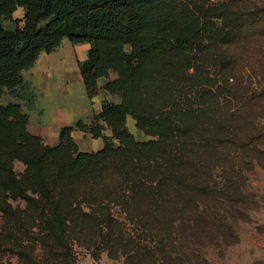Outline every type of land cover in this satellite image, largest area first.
<instances>
[{"label":"trees","instance_id":"obj_1","mask_svg":"<svg viewBox=\"0 0 264 264\" xmlns=\"http://www.w3.org/2000/svg\"><path fill=\"white\" fill-rule=\"evenodd\" d=\"M247 1L0 0V98L64 38L91 45L78 60L89 97L100 78L120 96L90 123L63 127L56 145L28 130L21 104L0 102V243L29 255L28 264H78L72 246L85 237L125 264H212L200 245L236 242L239 217L215 211L241 187L228 174L217 182L214 172L227 173L229 147L252 145L257 129L249 118L264 108L250 84V74L260 73L255 84L264 88V56L258 12L248 13ZM20 7L22 25L13 17ZM247 35L251 53L238 59L231 46L242 47ZM218 46L227 50L215 61ZM129 116L149 139L137 140ZM74 129L103 147L81 150ZM118 206L139 229L119 219Z\"/></svg>","mask_w":264,"mask_h":264},{"label":"rangeland","instance_id":"obj_2","mask_svg":"<svg viewBox=\"0 0 264 264\" xmlns=\"http://www.w3.org/2000/svg\"><path fill=\"white\" fill-rule=\"evenodd\" d=\"M247 6L248 13L254 14L258 12V23L261 26L259 34L262 40L260 53L264 56V0H249L247 1ZM24 16L25 10L22 7L18 8L13 15L14 20H18L20 25L24 22ZM14 20H5L4 23L8 28H14ZM242 41V47L239 44L231 46L232 51L238 54V59L251 53L248 47V35L243 37ZM90 46L89 43V49ZM55 50L54 52L63 50L67 54L60 58L55 55L59 64L58 68L51 72L40 70L37 73L38 86L42 92L37 90L31 77L32 74L26 73L23 84L14 91L5 90L0 98V102L3 105L17 102L22 104L33 121L36 120L39 123V119L42 118L44 120L43 129L49 130L50 133L54 134L57 131L59 132L64 126H75L79 120H87L88 118L82 113L88 109L91 111L95 106L94 103L97 105L102 103L103 105L105 101L120 102L119 95L111 94L105 89L107 81L105 78L99 79L97 93L92 98L89 97L83 82L69 80L70 71L68 69L73 70L71 65L80 60L79 57H84V59L88 57L89 51L85 49L83 43L82 45L73 44L69 39L64 38L61 45ZM127 50L129 51L130 48L128 47ZM225 50L227 49L224 46H218L211 50L213 59L215 61L219 59ZM239 64H243V62ZM46 72L48 76L53 78V82L44 86L43 79ZM248 74L249 72H246V75L244 74L245 80L248 81L251 75L252 83H248L255 88L257 94L260 93L261 97L259 99H263L262 104L264 106L263 85L255 84L261 79V74L252 72L247 76ZM237 76L241 78L243 73L240 72ZM165 96L166 92L163 91L157 99L162 102ZM199 99V97L196 98L192 95L190 101L197 104L200 101ZM234 103V106L239 107L236 102ZM96 115L94 113L91 116V121ZM249 121L257 129V133L252 138V145L246 146L242 150H238V147L235 146L229 147L231 157L228 160L229 169L227 173H223L222 170L214 172V179L217 182L222 181L223 176L227 174L236 179L241 187V192L230 199V205L227 203L225 208L215 209V212L222 218L232 220L233 216L239 217L238 220L233 222L238 240L229 244L224 243L222 240H219L218 243L205 242L198 248L200 253L212 264H264V108L259 109L258 112L253 111ZM127 124L137 140L142 141L150 138L136 126V122L131 116L128 117ZM105 133L110 135L111 130L105 127ZM75 140L81 150L88 152L104 144L101 138L95 139L89 133H85L83 138L78 137ZM14 167L17 173H22L25 169V165L20 161H16ZM18 203L21 202L13 201L14 205ZM21 204L24 205L23 202ZM114 213L129 228H135L136 225L134 226V224L126 220L125 214L120 210L119 206L114 208ZM3 225L4 219L0 212V238ZM137 228L139 229V227ZM140 234L141 238L143 236L147 241H150V238L145 236L144 233L140 232ZM34 236L36 237L37 235ZM20 238L21 242L24 241L26 244L31 241L29 236L23 235V238L22 236ZM90 242L92 241H89L88 237H85L82 242H74L72 248L78 264H125L124 257L111 258L108 252L104 250L102 243H93V245L89 246ZM14 247L9 242L1 241L0 264H28L29 255L19 253L18 247ZM197 255L198 253L195 251L194 260H196Z\"/></svg>","mask_w":264,"mask_h":264},{"label":"crops","instance_id":"obj_3","mask_svg":"<svg viewBox=\"0 0 264 264\" xmlns=\"http://www.w3.org/2000/svg\"><path fill=\"white\" fill-rule=\"evenodd\" d=\"M80 45H82V43H80ZM85 49L87 51H89V43H83ZM56 51V50H54ZM52 52V53H41L39 59L37 60L36 64L34 65V67H32L31 69L29 70H26L23 72V83H24V75L26 73H30L32 74L31 77L33 79V82L35 83L36 87H37V90L38 91H41L40 90V87L38 86V78H37V73L40 71V70H43V71H47V72H51L53 71L55 68H58L59 64H58V60H56L55 58V55H57V58H60L61 56H65L67 53L63 50H59V52ZM85 52V51H84ZM77 54V53H76ZM81 61L85 60L84 57H79ZM88 58V57H87ZM86 58V59H87ZM72 69L71 70L70 68L68 69L70 72H69V80L70 81H78V82H83V77H82V74H81V70L79 68V65H78V60L76 61L75 64H72L71 65ZM47 72L45 73L44 75V86H47L48 83L52 84L53 82V78L48 76L47 75ZM22 83V84H23ZM41 84V82H40ZM39 87V88H38ZM42 92V91H41ZM18 103V102H17ZM93 103H94V99H93ZM92 103V104H93ZM20 104V103H19ZM94 108L91 109V111L88 109L86 111H83L82 114H84L86 116V118H88L87 120H83L85 122H89L91 121V116L95 113V114H98L101 112L102 108H103V105L102 103L100 104H95L94 103ZM22 106V109H23V112H25L27 115H28V130L35 134V135H39L43 138V140L45 141L46 144H49V145H56L58 142H59V134H60V131L56 132L55 134L54 133H50L49 130H46V129H43V123H44V120L42 118H40L39 120V123L36 122V120H32L31 119V116H29V114L25 111L24 109V106L21 104ZM82 120V119H81ZM36 124V125H35ZM65 127V126H64ZM63 128V127H62ZM61 128V129H62ZM52 132V131H51ZM82 133V134H81ZM72 135L74 137V139L78 138V137H81L83 138V136L85 135V132L82 131V130H77V129H74L72 131ZM100 139V138H98ZM104 145V144H103ZM103 145H100V147H96V149H94L93 151H96L98 149H101L103 147Z\"/></svg>","mask_w":264,"mask_h":264}]
</instances>
